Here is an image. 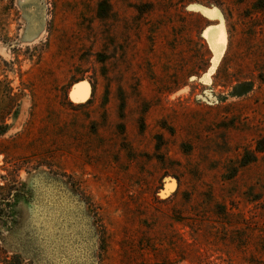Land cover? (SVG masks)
Masks as SVG:
<instances>
[{
	"label": "rangeland",
	"instance_id": "1",
	"mask_svg": "<svg viewBox=\"0 0 264 264\" xmlns=\"http://www.w3.org/2000/svg\"><path fill=\"white\" fill-rule=\"evenodd\" d=\"M260 140L264 0H0V264H264Z\"/></svg>",
	"mask_w": 264,
	"mask_h": 264
},
{
	"label": "water",
	"instance_id": "2",
	"mask_svg": "<svg viewBox=\"0 0 264 264\" xmlns=\"http://www.w3.org/2000/svg\"><path fill=\"white\" fill-rule=\"evenodd\" d=\"M215 35V31H211L209 33V38L213 37ZM216 52V59H215V62L218 60V57H219V50H215ZM76 91V95L77 96H74L76 97L74 100H82L84 99V97L86 96V93L88 92V87L87 86H83V85H78L75 90Z\"/></svg>",
	"mask_w": 264,
	"mask_h": 264
},
{
	"label": "trees",
	"instance_id": "3",
	"mask_svg": "<svg viewBox=\"0 0 264 264\" xmlns=\"http://www.w3.org/2000/svg\"><path fill=\"white\" fill-rule=\"evenodd\" d=\"M257 153H263L264 152V140H260L257 144H256V150H255ZM246 164V163H245ZM19 183L14 180L11 182L10 185L6 184L4 186V189H8L9 191H14L16 190L15 187L18 185ZM3 186H0V189L2 188ZM14 187V188H13ZM1 191V190H0ZM2 195H0L1 197ZM2 199V198H1Z\"/></svg>",
	"mask_w": 264,
	"mask_h": 264
},
{
	"label": "bare ground",
	"instance_id": "4",
	"mask_svg": "<svg viewBox=\"0 0 264 264\" xmlns=\"http://www.w3.org/2000/svg\"><path fill=\"white\" fill-rule=\"evenodd\" d=\"M74 96H77V95H74V94L72 93V98H73V99H75V98H76V97H74Z\"/></svg>",
	"mask_w": 264,
	"mask_h": 264
}]
</instances>
